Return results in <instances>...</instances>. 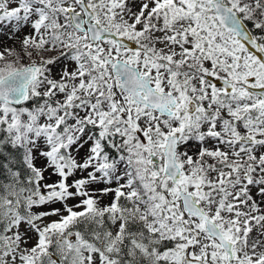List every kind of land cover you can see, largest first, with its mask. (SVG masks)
<instances>
[{
    "label": "snow or ice",
    "instance_id": "obj_1",
    "mask_svg": "<svg viewBox=\"0 0 264 264\" xmlns=\"http://www.w3.org/2000/svg\"><path fill=\"white\" fill-rule=\"evenodd\" d=\"M0 264H264V0H0Z\"/></svg>",
    "mask_w": 264,
    "mask_h": 264
}]
</instances>
